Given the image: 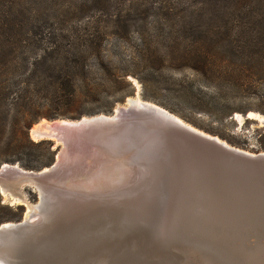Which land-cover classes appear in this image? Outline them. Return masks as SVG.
Wrapping results in <instances>:
<instances>
[{
  "label": "rangeland",
  "instance_id": "1",
  "mask_svg": "<svg viewBox=\"0 0 264 264\" xmlns=\"http://www.w3.org/2000/svg\"><path fill=\"white\" fill-rule=\"evenodd\" d=\"M53 32L69 37L58 38L59 43L73 44L79 52L90 39L97 45L85 54L86 77L77 73L80 93L72 105L53 102L57 71L45 57ZM170 46L224 64L209 82L171 63L144 68L147 47L165 55ZM43 58L47 61L40 63ZM101 64L134 72L138 77L128 80L135 93L116 103L101 91V103L88 99L86 91L102 83ZM137 96L231 146L264 152L259 144L264 134V0H0L1 138H11V125L18 121L30 124L29 134L46 120L76 121L99 116L101 110L114 114ZM191 105H211L212 114L196 113ZM251 113L262 120L250 118ZM111 192L83 202L68 220L66 242L70 252L77 251L73 264H264V235L239 232L224 221L178 218L157 205L130 201L122 191ZM26 194L31 204L40 202L37 192Z\"/></svg>",
  "mask_w": 264,
  "mask_h": 264
},
{
  "label": "water",
  "instance_id": "2",
  "mask_svg": "<svg viewBox=\"0 0 264 264\" xmlns=\"http://www.w3.org/2000/svg\"><path fill=\"white\" fill-rule=\"evenodd\" d=\"M64 120L29 130L33 141L53 144L51 167L0 168L1 196L29 212L22 222L0 226V264H73L77 251H69L66 229L78 209L74 201L89 203L114 190L171 216L224 221L264 235V152L231 146L135 98L110 116ZM27 190L39 194L38 204L29 202Z\"/></svg>",
  "mask_w": 264,
  "mask_h": 264
},
{
  "label": "trees",
  "instance_id": "3",
  "mask_svg": "<svg viewBox=\"0 0 264 264\" xmlns=\"http://www.w3.org/2000/svg\"><path fill=\"white\" fill-rule=\"evenodd\" d=\"M53 42L51 43L50 49L46 51L48 53L45 57H48V61L51 62V70H56L57 74L53 78L55 84L54 103L57 105L66 104L72 105L79 98L78 88L76 87V81L78 80L77 73H81L83 77H86L85 70L87 66V57L85 54L95 48V40L90 39L86 45H84L83 51L74 50L75 47L71 45H61L58 38H69L63 33L53 32L51 34ZM148 48V54L146 55V61L144 68L156 69L164 66L167 63L175 64L176 69L179 71H192L197 74L202 81H211L213 78L211 74L218 72L221 66L224 64L223 61L218 60L215 57L208 55H200L197 51L184 52L176 46H170L167 49V54L159 55L157 51ZM47 61L45 58L39 61ZM101 73L102 83L95 89L86 91V96L90 100L100 102L99 99L100 91L107 95L114 97V102H123L125 97L133 95L135 93V87L133 82L129 81L128 78L131 76L138 77L134 72L122 70L119 68H111L107 65L99 66ZM76 72L75 73H73ZM158 70L157 72H159ZM54 72V71H53ZM213 82V81H212ZM57 85V86H56ZM193 85V84H192ZM187 91H191L192 88H186ZM179 94L184 95L183 91ZM145 99L152 101L153 99L149 96H144ZM211 105H191V109L200 114H212ZM221 108L225 105H216ZM221 110V109H220ZM170 111V110H169ZM224 113V111H221ZM102 113L106 115H113L111 110H101L97 114ZM97 116V115H95ZM46 117L50 120L56 119V117H50L48 115L40 116ZM30 124L21 125L19 121L11 125L12 137L9 139H3L0 137V168L5 165H19L21 168L27 171L40 172L46 168L51 167L56 162L57 151L53 149V144L50 142L33 141L29 134ZM0 133L5 131V128L1 125ZM261 150L264 151V134L261 135L259 141ZM45 147L43 153L41 149ZM34 149V150H31ZM4 197L0 194V226L5 223H19L22 222L26 209L23 206L17 208L6 205Z\"/></svg>",
  "mask_w": 264,
  "mask_h": 264
},
{
  "label": "bare ground",
  "instance_id": "4",
  "mask_svg": "<svg viewBox=\"0 0 264 264\" xmlns=\"http://www.w3.org/2000/svg\"><path fill=\"white\" fill-rule=\"evenodd\" d=\"M132 81H135V80H133V79H131ZM136 85H137V87H138V89H139V85L137 84V82H136ZM139 95V94H138ZM131 99H133V98H130V100ZM136 100H140V102H143V100L138 96V98H135ZM147 102V101H146ZM150 103V102H149ZM237 117H238V119H242V116H240V115H237ZM250 118H253V119H256V120H262V117L261 116H259V115H257V114H254V113H251L250 114ZM65 122L66 121H70V120H64ZM41 126H45V127H49V126H51V123L50 122H48V121H43V122H41V124L38 126V127H41ZM34 139L36 140V138L34 137ZM37 141V140H36ZM104 193V192H103ZM4 198L5 199H7V200H11L12 201V205H22V203L20 202V201H18V200H13V199H11L8 195H4ZM74 205H75V207H77V205H78V207L77 208H79L80 207V205H81V203H79V204H77V200L76 201H74ZM29 213V212H28ZM28 213L26 214V218L28 217ZM218 228V227H217ZM219 229V228H218ZM68 230H69V227H68ZM96 251H98V253H99V250H96ZM97 253V254H98Z\"/></svg>",
  "mask_w": 264,
  "mask_h": 264
}]
</instances>
